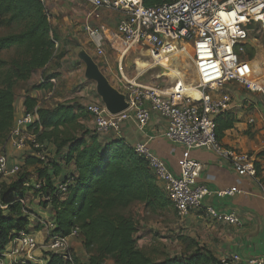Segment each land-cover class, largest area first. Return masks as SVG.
<instances>
[{
  "label": "built area",
  "instance_id": "built-area-1",
  "mask_svg": "<svg viewBox=\"0 0 264 264\" xmlns=\"http://www.w3.org/2000/svg\"><path fill=\"white\" fill-rule=\"evenodd\" d=\"M40 1L45 3L46 0ZM85 1L90 4L91 11L83 24V31L97 55H103L104 48L108 46L122 57L137 45L147 51L149 65L146 69H149L162 67L160 62L163 56L184 54L188 48L187 54L196 74V82L191 88L198 93L196 99L189 94V86H185L182 77L173 78L171 86L166 89L139 85L135 79L127 80L123 92L129 102L126 110L109 114L102 103L86 105L85 110L92 118L94 131L97 134L112 132L117 135L120 124L125 120L134 121L142 130L149 121L150 111H153L165 119L166 138L181 145L186 153L192 149L212 151L229 161L237 175L256 179L253 157L223 145L215 136L213 118L230 108V94L224 92L213 96L209 90L218 91L224 84L235 82L250 91H262L259 82L253 80V63L243 55L250 34L249 25L255 23L264 30V0H174L153 7L144 6L143 0ZM102 9L119 13L114 29L104 24H90L89 18H98ZM160 75L156 78L161 79L163 76ZM36 119L35 110L24 111L16 117L7 141L17 150H23L29 144L31 153L45 162L47 154L37 143L35 133L28 128ZM133 149L147 160L179 218L200 207L202 199L211 193L205 185L196 183L202 167L197 160L184 158L179 172L175 174L144 143H136ZM19 170L20 163L10 164L7 156L0 152V182L5 180L2 179L4 177L15 176ZM70 182L71 178L66 174L55 184V193L64 195ZM259 185L262 186L261 182ZM24 186L30 188L29 193L32 194V191L41 189L42 182L30 181ZM239 192L235 187L217 191L229 196ZM47 199L43 197V200ZM19 201L26 204L25 198ZM4 207L1 205V208ZM206 211L216 220L231 224L239 222L232 214L218 213L211 207ZM40 222L47 228L44 242L38 244L27 231L21 230L8 242L10 247L6 245L0 250V264H5L8 259L10 264H37L34 257L29 260L16 259L14 255L19 247L28 250L39 248L45 256L56 254L72 263L69 237H77L78 229H72L68 236H59L51 233L54 227L52 219ZM214 264H241V258L232 254ZM248 264H264V256L250 259Z\"/></svg>",
  "mask_w": 264,
  "mask_h": 264
},
{
  "label": "trees",
  "instance_id": "trees-1",
  "mask_svg": "<svg viewBox=\"0 0 264 264\" xmlns=\"http://www.w3.org/2000/svg\"><path fill=\"white\" fill-rule=\"evenodd\" d=\"M173 1L143 0V5L153 7ZM12 23L20 29L0 35V51H15L8 59L0 58V152L14 125L17 84L27 81L54 56L62 57L57 54L58 39L45 3L0 0V26ZM55 76L43 74L42 81L32 85L31 90L49 89L50 79ZM37 102L30 95L24 97L25 111L35 110L37 114L28 128L35 133L37 143L44 150L43 142L54 135L52 141L56 147L67 144L62 158L74 167L68 173L71 182L64 195L55 193L52 177L45 170L47 161L43 162L31 152L25 155L15 176L0 182V250L19 231L28 232L32 210L19 199L31 191L24 183L32 181L29 168L33 166L34 181L42 182V187L32 191V195L39 197L42 206L49 205L54 222L51 233L68 236L77 228V238L87 253L85 259L74 258L72 263L56 254H46V264H214L218 261L200 248L169 255L156 248L148 251L139 247L138 221L128 209L135 203L142 204L148 213L169 211L173 207L147 160L121 138L100 140L94 130H85L79 136L62 131L60 127L68 129L77 116L67 107H36ZM213 121L215 136L221 140L237 120L235 115L222 112L215 115ZM59 133L62 134L60 140L56 139ZM43 197L48 199L43 200Z\"/></svg>",
  "mask_w": 264,
  "mask_h": 264
},
{
  "label": "crops",
  "instance_id": "crops-1",
  "mask_svg": "<svg viewBox=\"0 0 264 264\" xmlns=\"http://www.w3.org/2000/svg\"><path fill=\"white\" fill-rule=\"evenodd\" d=\"M45 5L58 39L57 54L62 57L54 56L45 67L37 69L27 81L20 82L22 86L17 84L14 96V117L20 116L25 111L24 97L30 95L38 100L36 107L43 106L48 109L59 105L67 107L77 117L68 129H64V127H60V129L73 136H79L85 130H94L92 118L86 112L85 107L91 102L101 103V99L95 92V84L82 78L83 69L74 67L71 62L67 66L69 52L68 48L64 49V46L72 44L71 40L73 39L78 41L80 33H84L83 24L91 11V6L85 0H46ZM118 17V12L102 9L100 16L89 18V22L91 25L104 24L108 28L114 29ZM91 49L92 57L99 64L109 82L115 86V50L106 46L103 55H97L92 45ZM125 55L119 56L117 61L122 63ZM143 56L148 58L147 54L143 53ZM248 60L251 61V59ZM135 61L137 60L135 59L131 64L137 65ZM135 67L136 75L134 74L130 79L137 80L152 69L147 68L140 71L138 65ZM43 74H56L50 79V88L31 90L32 85L42 81ZM121 74L123 77L124 74L122 72ZM160 74L157 73L155 77ZM259 80L262 91H250L235 82L224 84L218 91L209 90L213 96L224 92L230 94V108L226 112L235 115L237 121L232 128L224 132L220 141L225 146L248 153L253 157L258 172L256 179L237 175L229 161L218 157L212 151L192 149L186 153L181 145L172 143L166 138L164 135L165 119L153 111H150L149 121L142 130L136 126L134 121L125 120L120 124V132L117 135L112 132L98 134L100 140L121 138L131 146L139 142L144 143L151 152L160 156L175 174L179 172L181 161L186 157L201 163L202 167L196 177V183L205 185L211 193L202 199L200 207L190 210L182 218L177 216L176 222L178 242L187 252L200 248L201 251L207 252L217 260L237 254L241 258V264H248L250 259L264 256V77ZM140 85L155 86L154 84ZM61 136L62 134L59 133L56 139L60 140ZM54 137L43 142L47 152L45 170L52 177L53 186L74 168L72 163L66 164L62 158L67 150V144L60 148L56 147L52 141ZM1 152L7 156L10 164H21L24 156L30 153L27 148L14 149L8 141L4 144ZM29 170L31 180L34 181L36 173L33 166ZM259 181L262 186L259 185ZM231 187L237 188L240 192L232 196L217 193V191L227 190ZM31 198L33 199L31 206L27 207L32 210L33 219L30 220L27 229L35 241L41 244L46 239L47 228L40 220L52 219V211L49 205L42 206L39 197L30 193L25 196L26 203ZM132 206L135 207V211L129 213L135 218L138 214L148 213L144 211V207L140 203H135ZM208 207L218 213L232 214L239 219V222L231 224L216 220L207 213L206 208ZM171 210L175 212L173 207ZM137 221L142 225V221ZM69 250L79 260H83L87 256L77 237H69ZM14 257L21 260H29L30 257H34L37 264H46L47 262L44 251L39 248L28 250L19 247V251L15 253ZM5 264H10L9 259L5 260Z\"/></svg>",
  "mask_w": 264,
  "mask_h": 264
},
{
  "label": "rangeland",
  "instance_id": "rangeland-1",
  "mask_svg": "<svg viewBox=\"0 0 264 264\" xmlns=\"http://www.w3.org/2000/svg\"><path fill=\"white\" fill-rule=\"evenodd\" d=\"M249 27L251 28L248 38L249 42L247 44L248 46H245V53L243 57L246 59H251L255 70L253 80L258 81L261 85L259 79L264 77V30L255 23H252L249 25ZM19 29L20 27L15 23L3 24L0 26V35L16 32ZM78 44L87 50L89 54L92 53L91 45L88 42L86 35L82 32L79 35ZM64 47V49L68 48L69 52L70 61H66L67 66H69V62H71V64H74V67H80V69H84L83 64L76 58L77 45L72 43L67 44ZM14 52L15 51L13 49L3 50V52H0V58L8 59L14 55ZM139 52H141V54H139ZM144 52H146L144 49L134 45L126 52L122 63H119L117 58L120 56V53L115 51V87L120 91L125 90L126 81L129 80L134 74L136 75V65L134 63L131 64V62L135 59L140 61H149L147 57L143 56ZM176 56L177 57L174 59L175 65L172 66L175 67L174 69L176 71L181 73V77L186 86L194 85L196 82V74L188 54H177ZM164 71L165 69L162 67H153L144 75L139 77L136 80V83H139V85L154 84L160 89H166L171 86L173 78L175 77L169 75H162L163 77L161 79H157L155 77L157 73H162ZM121 72L124 74L123 77ZM18 85L22 86V83H19ZM25 148H27L28 152H32L31 146L29 144ZM44 152L47 154L46 150ZM9 178L4 177L2 179L9 181ZM32 201L33 199L31 198L30 201L26 203V206H31ZM128 211H135V207H130ZM136 216L137 220L142 221V225H140V223L138 224L139 228L137 232V245L139 247H143L148 251H150L152 248H156L157 251H163L169 255L181 254L183 252V245L179 243L177 239V215L173 210L161 211L157 213H142ZM70 255L73 260L75 256L71 250Z\"/></svg>",
  "mask_w": 264,
  "mask_h": 264
},
{
  "label": "water",
  "instance_id": "water-1",
  "mask_svg": "<svg viewBox=\"0 0 264 264\" xmlns=\"http://www.w3.org/2000/svg\"><path fill=\"white\" fill-rule=\"evenodd\" d=\"M71 42L77 45L76 58L83 66V78L95 84V92L100 97L101 103L109 114H117L129 107L125 94L113 86L105 76L99 64L91 54L73 39Z\"/></svg>",
  "mask_w": 264,
  "mask_h": 264
},
{
  "label": "bare ground",
  "instance_id": "bare-ground-1",
  "mask_svg": "<svg viewBox=\"0 0 264 264\" xmlns=\"http://www.w3.org/2000/svg\"><path fill=\"white\" fill-rule=\"evenodd\" d=\"M187 53H188V49H187V52H185L184 54H187ZM144 54H147V51L144 52ZM176 55H177V53H176V54H173V55H170V56H163V57H162L160 63H161L162 68L165 69V71L162 72L160 76H162V75H169V76H173V77H181V73L178 72V71H176V70L174 69L175 67L172 66V65H175V63H174V59H175V57H177ZM135 62H136V64L138 65V68H139L140 71H142L143 69H146V66L149 65V63H148L147 61H140V60H137V61H135ZM137 65H136V66H137ZM176 65H177V64H176ZM119 67H120V66H119ZM138 68H137V69H138ZM139 70H138V71H139ZM138 71H137V73H138ZM140 71H139V72H140ZM185 86H186V85H185ZM188 86H189V89H188L189 94H191L195 99L198 98V93L195 92V91L191 88L190 85H188ZM188 86H186V87H188ZM257 87H259V86L257 85ZM194 93H196V94H194Z\"/></svg>",
  "mask_w": 264,
  "mask_h": 264
}]
</instances>
